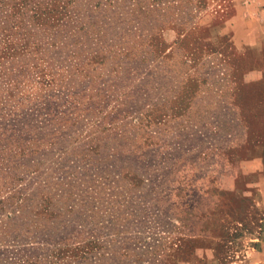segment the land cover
<instances>
[{
	"label": "rangeland",
	"instance_id": "rangeland-1",
	"mask_svg": "<svg viewBox=\"0 0 264 264\" xmlns=\"http://www.w3.org/2000/svg\"><path fill=\"white\" fill-rule=\"evenodd\" d=\"M0 264H264V0H0Z\"/></svg>",
	"mask_w": 264,
	"mask_h": 264
}]
</instances>
